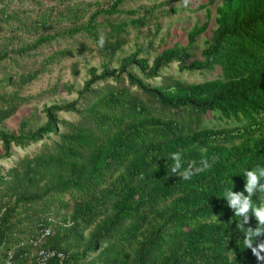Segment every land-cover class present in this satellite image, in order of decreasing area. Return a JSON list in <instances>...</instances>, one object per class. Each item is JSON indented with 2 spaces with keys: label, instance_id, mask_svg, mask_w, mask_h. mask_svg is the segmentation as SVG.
Here are the masks:
<instances>
[{
  "label": "trees",
  "instance_id": "obj_1",
  "mask_svg": "<svg viewBox=\"0 0 264 264\" xmlns=\"http://www.w3.org/2000/svg\"><path fill=\"white\" fill-rule=\"evenodd\" d=\"M46 1L0 0V64L73 40L38 67L0 78V160L41 142L7 169L0 164V264L8 251L9 264H29L33 247L21 243L40 228L50 229L40 246L64 252L53 264H262L243 245L225 193L244 190V170L264 168V0ZM186 9L204 19L181 31L162 22ZM80 56L81 86H59L75 98L44 103L41 124L30 113L16 128L3 125L59 89L21 95L24 85ZM172 62L218 73L190 82L163 72ZM70 71L80 74L77 61ZM209 113L235 124L208 126ZM176 152L182 167L173 173ZM189 165L185 180L179 172ZM252 201L264 204V193Z\"/></svg>",
  "mask_w": 264,
  "mask_h": 264
},
{
  "label": "rangeland",
  "instance_id": "obj_2",
  "mask_svg": "<svg viewBox=\"0 0 264 264\" xmlns=\"http://www.w3.org/2000/svg\"><path fill=\"white\" fill-rule=\"evenodd\" d=\"M141 2H148V0H141ZM45 4H49L46 0H44ZM18 3H13L12 7L16 8ZM21 8L26 10L27 12H31V5L22 4ZM197 18L201 20L204 19V11L198 10L197 12H189L187 9L183 10L175 15L164 16L162 17V22L166 23V21L172 22V28L177 31H181L182 27L189 28ZM5 33V32H4ZM3 33V34H4ZM6 34V33H5ZM210 35V30H207L204 36L208 37ZM83 40V39H82ZM71 39H58L50 44H46L37 48L35 51L31 53L30 56L18 58L15 57V62H2L0 64V78H2L6 74H15L19 72H26L28 70L34 69L39 66V63L46 57L51 54L54 50L63 48L65 46L71 45L73 42ZM77 61L79 66L81 67L80 74L78 76H74L70 71V65L72 62ZM89 65L98 66V58L91 57L88 61ZM84 59L80 57L78 58H64L53 64L48 65V69L41 73L36 80L32 83L24 85L20 89L21 95H36L41 93V91L48 89L54 84L58 85V92L56 94H43L42 96H37V98L32 99L29 103L23 104L19 110L11 117L5 120L4 126L8 128H16L19 121L21 120L23 115H29L33 113L34 116V125L41 124L44 121V115L41 112V108L44 103H50L56 100H70L76 97V93H67L63 88L59 86L64 82L73 83L76 88L80 87L83 80L86 78V71L83 67ZM164 73L171 74L179 79H186L190 82H197L207 78H213L217 75L218 69L212 72H190V71H180L177 65V62H172L169 66H167ZM154 84H159L160 79L156 78L152 81ZM8 91L13 90V87L8 86ZM60 116L65 117L67 119H74L76 115L74 113L69 112H60ZM205 123L208 126H227L233 125L235 122L233 120L220 119L217 113H209L205 118ZM41 142H37L31 144L25 148H20L17 146L12 147L13 155L9 158L0 160V164L4 169L12 166L18 158L26 155L32 154L36 151Z\"/></svg>",
  "mask_w": 264,
  "mask_h": 264
},
{
  "label": "clouds",
  "instance_id": "obj_3",
  "mask_svg": "<svg viewBox=\"0 0 264 264\" xmlns=\"http://www.w3.org/2000/svg\"><path fill=\"white\" fill-rule=\"evenodd\" d=\"M190 0H183L185 6L189 4ZM103 35L100 36L99 44L102 47L104 44ZM174 161L171 171L177 173L181 167V153L176 152L171 156ZM203 168H198L196 171H203L209 167L208 162L202 161ZM180 176L187 180L193 174L192 165L189 168L180 171ZM245 178L244 190L241 192H234L229 190L225 193L228 206L233 210L234 216L241 218L237 223V228L243 235L242 243L247 249H251V252L257 259L264 264V240L255 244L256 238L264 235V204L254 205L252 197L257 192L264 193V183L261 180L264 179V168L259 166L253 169H246L243 172ZM244 193H247L245 195ZM250 214L257 220V226L255 228L250 226ZM245 225H249L245 227Z\"/></svg>",
  "mask_w": 264,
  "mask_h": 264
},
{
  "label": "built area",
  "instance_id": "obj_4",
  "mask_svg": "<svg viewBox=\"0 0 264 264\" xmlns=\"http://www.w3.org/2000/svg\"><path fill=\"white\" fill-rule=\"evenodd\" d=\"M50 233L49 228H40L37 236H31L27 241H23L21 244L27 242L33 247L31 253L32 261L29 264H53V260H63L65 255L64 252L57 249L45 248L40 246L43 238ZM12 252H7L6 262L10 263Z\"/></svg>",
  "mask_w": 264,
  "mask_h": 264
}]
</instances>
